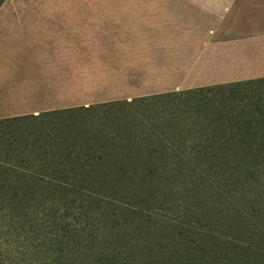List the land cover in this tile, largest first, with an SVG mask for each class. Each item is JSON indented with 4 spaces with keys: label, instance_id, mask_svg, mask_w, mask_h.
Segmentation results:
<instances>
[{
    "label": "trees",
    "instance_id": "16d2710c",
    "mask_svg": "<svg viewBox=\"0 0 264 264\" xmlns=\"http://www.w3.org/2000/svg\"><path fill=\"white\" fill-rule=\"evenodd\" d=\"M260 87L0 118L1 217L43 222L45 264H264Z\"/></svg>",
    "mask_w": 264,
    "mask_h": 264
},
{
    "label": "crops",
    "instance_id": "0c3cea01",
    "mask_svg": "<svg viewBox=\"0 0 264 264\" xmlns=\"http://www.w3.org/2000/svg\"><path fill=\"white\" fill-rule=\"evenodd\" d=\"M11 1L0 6V118L264 77V0H186L218 30L196 55L167 57L142 34L172 28L168 12L141 0Z\"/></svg>",
    "mask_w": 264,
    "mask_h": 264
},
{
    "label": "rangeland",
    "instance_id": "374dc122",
    "mask_svg": "<svg viewBox=\"0 0 264 264\" xmlns=\"http://www.w3.org/2000/svg\"><path fill=\"white\" fill-rule=\"evenodd\" d=\"M115 1L116 0H13L9 3L45 5L59 3L109 4L116 3ZM160 1L163 0H141V3L143 2L154 6L150 8L151 13L166 10L168 13L165 14L168 15L172 22L170 24L167 23V25H170L172 28H161V31L158 30V27L151 29L150 26L145 24V30L142 35L147 38V41L154 42L151 44L152 52L154 50H156V53L161 52L163 57L169 56L165 55L166 53H172V56H184L185 54H190V56L196 55L201 47L199 42L206 38H210L213 32L218 30V21H216L218 20L217 16L215 17L211 14L203 13L200 3L191 6L182 4L186 0H164L169 1L168 4L162 3L158 6L157 3H160ZM3 2L1 4H3ZM140 26H143V24ZM139 35H141V32ZM146 47L149 48L147 45ZM148 52L149 51H147V53ZM239 91L240 92L236 95L246 97L255 90H244L242 86L239 88ZM258 91L264 93V87H260ZM221 94L222 91L219 90L215 96L220 97ZM105 102L91 103L90 105ZM169 102L170 100H167L165 103ZM146 103L147 102H144V104ZM117 110L121 112V114H124V110L118 105L110 111L117 113ZM99 115L109 117L112 116L113 113L110 115L101 113ZM44 227L45 225L41 220L34 218L31 220H18L13 217H1L0 214V264H45V243H43L45 229L42 230Z\"/></svg>",
    "mask_w": 264,
    "mask_h": 264
}]
</instances>
